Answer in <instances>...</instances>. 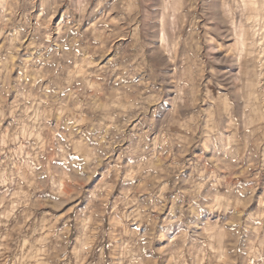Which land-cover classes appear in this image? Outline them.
<instances>
[{
    "label": "rangeland",
    "instance_id": "rangeland-1",
    "mask_svg": "<svg viewBox=\"0 0 264 264\" xmlns=\"http://www.w3.org/2000/svg\"><path fill=\"white\" fill-rule=\"evenodd\" d=\"M0 264H264V0H0Z\"/></svg>",
    "mask_w": 264,
    "mask_h": 264
}]
</instances>
